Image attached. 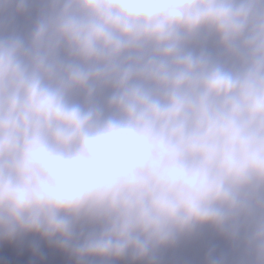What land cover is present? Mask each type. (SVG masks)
<instances>
[{"label":"clouds","instance_id":"clouds-1","mask_svg":"<svg viewBox=\"0 0 264 264\" xmlns=\"http://www.w3.org/2000/svg\"><path fill=\"white\" fill-rule=\"evenodd\" d=\"M0 264H264V0H0Z\"/></svg>","mask_w":264,"mask_h":264}]
</instances>
